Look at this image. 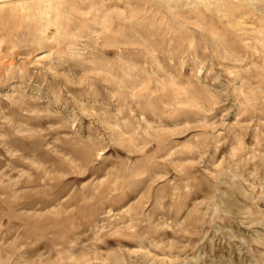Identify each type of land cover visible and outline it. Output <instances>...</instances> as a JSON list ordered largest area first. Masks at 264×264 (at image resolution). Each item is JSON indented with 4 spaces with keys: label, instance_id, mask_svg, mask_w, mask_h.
Wrapping results in <instances>:
<instances>
[{
    "label": "rangeland",
    "instance_id": "374dc122",
    "mask_svg": "<svg viewBox=\"0 0 264 264\" xmlns=\"http://www.w3.org/2000/svg\"><path fill=\"white\" fill-rule=\"evenodd\" d=\"M0 264H264V0H0Z\"/></svg>",
    "mask_w": 264,
    "mask_h": 264
}]
</instances>
